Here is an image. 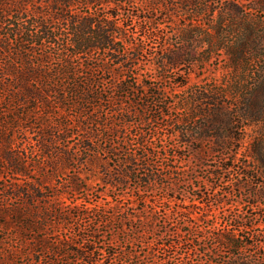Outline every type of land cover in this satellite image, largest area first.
Segmentation results:
<instances>
[{"label":"trees","instance_id":"trees-1","mask_svg":"<svg viewBox=\"0 0 264 264\" xmlns=\"http://www.w3.org/2000/svg\"><path fill=\"white\" fill-rule=\"evenodd\" d=\"M135 1L0 0V264H155L159 248L168 251L182 242L209 249L210 264H264V257L242 253L247 244L240 234L254 228L255 216L245 220L235 214L212 239L157 242L143 257L130 244L143 240L144 227L123 229L136 216L131 209L123 211L116 204L112 216L78 196L88 195L97 177L104 191L128 187L148 191L176 185L182 178L177 169L164 165L167 150L156 145L167 116L165 87L140 79L135 62L143 49L125 41L129 28L118 19L119 10ZM178 1L196 16L216 12L219 33L230 24L232 7L227 0H170L173 9ZM105 6L110 8L107 14ZM235 8L240 15L245 5ZM250 9L264 12L263 5ZM252 44L256 51L258 42ZM247 47L223 43L210 50L231 55L237 65ZM197 52L189 45L169 55L174 70L183 64L189 67L187 80L176 82L191 90L178 103L187 108L188 121L204 112L206 137L218 140L226 132H243L246 116L259 121L262 105L251 109L259 84L255 81L246 89L239 65L235 104L226 101V87L219 82L203 90L189 83ZM154 59L156 78L163 80L165 54L159 51ZM217 145L221 151L227 147L219 141ZM197 148L200 154L204 150L202 143ZM258 161L264 168L262 155ZM235 162L233 156L217 170L228 171ZM214 190L213 186L202 208L205 216L213 208L212 198L224 202ZM137 200L147 210L145 195L138 194ZM187 217L191 223L202 219L193 210ZM111 219L121 225L119 241L117 235L108 239L101 229ZM221 249L231 255L218 261Z\"/></svg>","mask_w":264,"mask_h":264},{"label":"rangeland","instance_id":"rangeland-1","mask_svg":"<svg viewBox=\"0 0 264 264\" xmlns=\"http://www.w3.org/2000/svg\"><path fill=\"white\" fill-rule=\"evenodd\" d=\"M227 1L232 8L228 17L230 24L223 33L215 29L219 17L216 12L207 11L196 16L193 10L187 11L188 7L180 1L173 9L170 0H136L135 4L126 5L119 10L120 24L129 28V36L125 41L130 46H141L143 49L135 62L140 79L157 82L159 86L165 87L167 116L165 125L160 129L161 140H156V145L167 150L168 158L163 160L164 165H169L173 171L177 169L182 178L176 185L157 186L154 190L138 191L128 187L104 191L103 183L97 177L88 195L78 196L85 197L93 207L101 206L102 210L108 211L112 216V206L116 204L123 211L131 209L129 212L136 216L133 221L125 222L123 229L130 231L134 227H144L141 233L143 240L136 239L130 244L143 257L144 252L149 247H156L157 242L168 245L174 239L182 241L184 238L197 236L212 239L218 230L230 223L235 214H241L245 220L251 215L256 217L254 228H248L240 234L247 244L242 253L264 257V168L258 161L261 155L264 160V12L250 9L253 6H264V0ZM235 5H245L240 15L236 12ZM109 9V6H105L103 13L107 14ZM240 19L243 21L242 27H237ZM254 40L258 42L256 51L252 49ZM223 43L230 47L240 43L248 46L237 65L243 72L246 89L255 81L259 84L251 109L256 110L261 105L262 109L259 121H252L251 117L246 116L243 120L246 123L243 132H226L218 140L216 136L206 137L204 112L200 111L190 123L187 108L178 104L180 99L191 92L186 87L176 86L177 80H187L184 75L189 67L183 64L174 70L170 65L169 55L177 48L189 45L197 47L198 64L189 83L195 85L194 88L203 90L204 87L219 82L226 87V101L235 104L238 93L234 91L237 79L234 57L210 50ZM159 51L165 54L167 64L163 80L156 78L158 71L154 56ZM176 119H179L178 124H175ZM217 141L225 143L227 147L221 151ZM201 143L204 150L200 154L197 146ZM233 156L237 159L233 168L223 172L217 170L220 165L230 163ZM213 186L214 192L224 202L219 204L212 198L209 204L213 208L205 216L206 212L202 208L207 204V195L213 192ZM138 194L147 198V210L137 200ZM65 200L71 202L72 195H66ZM189 210H193L194 215L202 219L191 223L187 217ZM120 226L116 219H111L101 229L108 239L117 235L119 241L122 238V232L118 230ZM254 234H258V238H252ZM195 245L196 248H193L182 242L168 251L159 248L154 263L210 264L209 256L206 255L209 249L198 246V243ZM208 245L209 240L204 243V246ZM220 253L222 256L218 261L231 255L226 249H221Z\"/></svg>","mask_w":264,"mask_h":264}]
</instances>
